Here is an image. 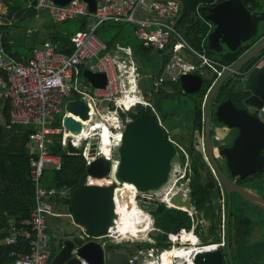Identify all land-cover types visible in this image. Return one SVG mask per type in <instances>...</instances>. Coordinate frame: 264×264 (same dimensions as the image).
Instances as JSON below:
<instances>
[{
	"label": "built area",
	"instance_id": "2783aa9c",
	"mask_svg": "<svg viewBox=\"0 0 264 264\" xmlns=\"http://www.w3.org/2000/svg\"><path fill=\"white\" fill-rule=\"evenodd\" d=\"M32 1L37 11L47 13L56 24L83 17L86 25L85 30L77 31L70 37L74 49L70 55L58 52L55 44L44 41L32 49L30 59L25 62L10 56L0 37V101L9 103L11 125H22L30 129L28 142L31 149L27 152V157L29 178L34 187L33 206L28 219L17 225L11 223L2 241L5 246L16 247L20 240H25L28 242L29 252L20 253L13 249L8 256L14 258V264H50L52 251L47 222L49 218L61 216L69 217L71 223L79 230L80 234L75 237L79 243L74 251L76 247L89 241H95L103 248H107L109 242L116 245L125 242L141 243L143 241H138V236L117 238L115 235L119 219L116 205L125 209L128 203L137 208L136 202L139 200L145 208L158 202L168 209L187 213L190 226L166 233L168 248L158 247L151 234H157L159 229L154 226L152 215L143 213L149 222L146 241L151 246L148 249L135 246L136 254L129 255L128 264H192L195 253L211 245L201 243L197 234L199 217L195 207H176L169 202L178 190H182L183 199H188L187 190L183 186H176L183 177L176 172V166L169 173L166 184L152 192L138 191L132 185L119 184L114 178L118 163L116 148L125 124L131 120L128 116L122 119L120 114H127L136 104L147 106L148 103L133 99L138 94L134 64L131 62L127 66L124 62L121 63L123 68L130 71L125 77L126 80H123L120 69L114 66V59L108 53L107 45L97 37L95 30L100 23L107 21L130 24L134 37L143 47L166 52L168 62L164 71L171 80L196 69V65L190 61V55L216 77L220 76L227 66L207 56L203 47L204 39L201 42V51L195 50L186 42L178 27L183 11L179 0H95L93 13L89 11L84 0H71L63 6L56 5L51 0ZM124 53L129 57L132 55L130 48L124 49ZM89 59L96 60L94 65H89V70L104 73L106 84L103 88H92L91 92H84L78 88L77 78L80 65ZM257 64L254 63L247 71ZM75 99L83 100L89 107V119L84 122L87 128L78 135L71 134L62 126L64 115L80 120L66 111L67 103ZM94 119L97 121L90 123ZM104 130L108 132L106 145L103 142ZM55 136L60 138V143L64 146L70 144L79 148L83 145L81 156L87 167L98 157L109 161V171L103 178L92 179L87 176L85 181L88 185L116 184L113 200L117 219L106 234L90 236L86 234L83 226L74 220L71 213L62 215L56 211L54 200L68 197L69 191L47 189L41 185V178L47 167L55 170L61 167L60 157L48 151L52 137ZM92 139H96V147L94 154L90 155ZM103 145L108 147V155L103 152ZM162 189L164 192L159 194ZM138 210L142 212L139 208ZM220 233L223 235V217ZM80 263L88 264L83 259H80Z\"/></svg>",
	"mask_w": 264,
	"mask_h": 264
},
{
	"label": "water",
	"instance_id": "95a60500",
	"mask_svg": "<svg viewBox=\"0 0 264 264\" xmlns=\"http://www.w3.org/2000/svg\"><path fill=\"white\" fill-rule=\"evenodd\" d=\"M54 4L63 6L71 0H51ZM88 4L91 13L95 11V0H84ZM195 22L202 20L208 31L204 36L203 47L213 54H222L224 51L237 52L240 48L248 46L259 34V24L264 21V11L259 5L253 8L251 4H245L243 0H214L209 4H200L194 14ZM38 31L31 32V39L35 40ZM264 51V37L248 50L238 61L227 67L224 72L212 82L204 106L207 110L210 100L216 95L221 86L234 77L242 76L239 82L234 83V88H241L242 95L239 100L251 108L263 110L264 108V64L256 66L249 71L240 72L252 59ZM264 58V54L262 56ZM83 78L92 88H103L106 84V76L101 72L83 71ZM206 77L202 74H181L178 78L182 90L188 93L199 92ZM208 81L210 79H207ZM190 86V87H189ZM166 94L165 91H162ZM168 94V93H167ZM227 105L231 106V103ZM226 105H220L216 116L218 120L233 127L239 134L229 153L222 151L226 157L228 168L231 171L233 182H229L218 169L215 160L209 155L211 165L216 169L218 178L226 194L234 192L244 201L264 210V202L251 191L234 185L236 179L245 178L248 174L263 169L264 156L259 152L264 149L258 147L256 155L248 152L251 144L250 136L245 133V127L232 124L223 117L221 110ZM67 113L77 116L75 120L69 115L62 116V126L73 135H78L87 127L85 121L89 119L88 105L81 99L69 101L66 105ZM242 119L248 123H258L257 116L244 114ZM209 124L206 123V138L209 139ZM165 132L151 114L141 113L125 124L121 132L119 145L116 148L118 158L114 178L119 184H129L138 191H156L166 184L171 161L175 156V147L164 139ZM264 138V132L262 133ZM263 142V140H260ZM209 144V142H208ZM96 147V139L90 141L89 154L93 155ZM231 153V154H230ZM257 156V157H255ZM109 171V161L98 157L87 167V176L92 179L103 178ZM116 184L88 185L86 183L72 190L69 197V208L74 220L83 226L86 234L98 236L106 234L109 227L114 225L117 215L114 207L113 193ZM170 203L180 207L190 208L189 199H183L182 190H178L170 198ZM76 238L67 239L63 246L53 257L50 264H81L80 259L88 264H128L129 255L123 252L109 251L95 241H89L78 247ZM75 252V254H73ZM192 264H223L221 252L216 247L199 249L193 258Z\"/></svg>",
	"mask_w": 264,
	"mask_h": 264
},
{
	"label": "flooded vegetation",
	"instance_id": "af4514ba",
	"mask_svg": "<svg viewBox=\"0 0 264 264\" xmlns=\"http://www.w3.org/2000/svg\"><path fill=\"white\" fill-rule=\"evenodd\" d=\"M207 4L210 5L211 3ZM198 21L203 22L200 19ZM178 27L182 29L181 22H179ZM263 27L264 21L259 24V34ZM258 35L246 46L249 47L248 50L262 39L254 42ZM263 54L264 51L250 62L258 63L257 66L262 65ZM135 68L138 100L146 101L148 105L136 104L132 107L134 110L130 111L135 114L138 113V115L141 113L151 114L163 128L165 132L164 139L175 147L174 157L178 155L177 151L182 153L181 157H183V160L180 159L178 164L171 165L170 172L176 166V172L183 175L180 180L182 181L180 186L187 190V196L190 201L189 184L195 175L199 174L205 177L211 191L214 193V202H217L219 207V215L213 218L210 223H207L211 238L200 239L201 243H208L218 248L223 258V264H264V210L250 202L244 201L234 192L229 193V195L226 194L218 178L217 171L211 165L209 158L210 155L215 160L218 169L232 183L231 171L222 151L225 153L230 152L239 132L233 127H227V125L218 120L216 116L217 109L220 105H226L221 110V115L228 122L245 127V133L250 136L251 140L248 148H251L252 151L248 153L256 155L258 147H264V138H262L264 128L258 123L251 124L246 122L242 119V116L244 114L257 116L259 122L264 124V119L260 115V113L264 112V108L263 110H257L246 105L244 100H239L242 90L240 87L234 88L232 85L239 82L242 76L235 75L226 81L225 86H221L216 95L210 100L206 110L204 101L207 97L208 89L198 111L196 102L199 100L202 86L199 92L188 93L181 89L178 79L171 80L164 69L161 73L158 70L151 69L150 72L145 74L143 70L139 72L137 65ZM244 68L240 72H245L243 71ZM191 73L196 72L192 71ZM196 74H202L207 79H211L213 76L207 70ZM207 79L205 81H208ZM168 82L171 85H167ZM162 91H165L166 94ZM228 103H231V106L227 105ZM207 122L210 127V141L206 138ZM260 140H263V142H260ZM178 143H181L184 147L179 146ZM259 155L264 156V149L260 150ZM234 185L251 191L264 202V166L262 170L248 174L245 178L236 179ZM136 211L140 212L138 208H135ZM222 217L223 235L220 233ZM202 224H204V220L200 217L199 231L202 230ZM148 228L149 225L145 229L148 230ZM144 232L137 231L136 235L131 237H137L139 234H144ZM59 240L55 246L57 250L52 252L51 260L67 239L62 238ZM107 249L127 254L126 248L123 247L107 246Z\"/></svg>",
	"mask_w": 264,
	"mask_h": 264
},
{
	"label": "trees",
	"instance_id": "16d2710c",
	"mask_svg": "<svg viewBox=\"0 0 264 264\" xmlns=\"http://www.w3.org/2000/svg\"><path fill=\"white\" fill-rule=\"evenodd\" d=\"M183 5L181 22V33L186 42L195 50L201 51V42L208 31V26L201 21L195 22L194 14L197 7L200 4L212 3L214 0H179ZM245 4H251L253 8L258 7V0H243ZM6 7L5 15L2 16L3 20L13 19V22L9 25L6 22L0 24V37L4 49L7 51L10 45L7 43L6 37L3 32L12 28L18 27L19 24L26 23L36 14L34 3L32 0H0ZM73 22L75 25V32L85 30L86 21L83 17L67 20L62 23L56 24L50 23V26L46 27L49 31L47 33L48 39L51 43L56 45L58 52L70 55L73 52V46L70 42V37L75 33L67 34V30H57V27L64 23ZM13 25V26H12ZM129 28V34L133 36L132 26L128 24H120L113 22L100 23L95 30L97 37L107 45L108 49L114 47L116 44L123 46H130L132 48L133 58L138 66L139 72L143 67H149L153 70H158L159 73L163 71L167 62L168 56L166 52L158 53L151 48H145L138 43L137 40L127 42H121L117 37L122 33L123 28ZM114 29L116 32L113 36H108L107 31ZM264 37V27L261 33L258 35L254 42H257ZM33 41L32 39H30ZM34 43V41H33ZM249 49V47H242L237 52L231 53L224 51L222 54H213L206 51L209 58L214 56V61L223 66H231L238 61ZM32 52V49H30ZM152 58L148 59L149 55ZM165 54V55H164ZM162 56V57H161ZM14 58V57H13ZM213 59V58H212ZM254 64L248 63L243 71H247ZM87 66L79 67V76L82 77V71ZM83 78V77H82ZM216 79V75L213 74L209 81H204L201 92L199 94V100L196 102V108L199 111L203 103L206 92L210 88L212 82ZM85 81V80H84ZM86 82V81H85ZM226 83L222 85L225 86ZM2 103V116L4 124H0V264H14V258L8 256L11 250H16L20 253H28L29 246L25 240H20L16 247L5 246L2 241L7 233L9 225L19 224L22 221L28 219L32 210L34 199V187L29 178V165L28 157L26 153V144L28 143V134L30 129L26 126L11 125L9 123V103L8 101H0ZM138 115L127 112V116L130 119H134ZM122 119L125 118L123 113L120 114ZM53 141L48 147V151L52 155H57L61 160V167L59 170L47 167L41 178V185L47 189L54 188L58 191L67 190L69 196L63 199H55V208L62 205L67 207L69 212V197L73 189L82 185L86 181L87 166L81 156L83 145L79 148L72 147L70 144L62 145L60 138L52 137ZM190 197L191 203L198 212V217H202L204 224H202V230L197 231V234L201 240L211 238L209 235L207 223H210L213 218L219 215V207L217 202H214V193L210 189L209 183L205 177L195 175L190 182ZM150 214L154 219V226L159 229L157 234H151L156 240V246L168 248L166 242V233L175 232L179 228H189V217L187 213L177 210L168 209L163 203L154 202L149 207ZM127 237V236H126ZM140 249H148L151 245L148 242L135 243ZM111 247V246H110Z\"/></svg>",
	"mask_w": 264,
	"mask_h": 264
},
{
	"label": "rangeland",
	"instance_id": "374dc122",
	"mask_svg": "<svg viewBox=\"0 0 264 264\" xmlns=\"http://www.w3.org/2000/svg\"><path fill=\"white\" fill-rule=\"evenodd\" d=\"M258 5H259V9L264 11V0H259L258 1ZM5 12H6V7L3 5V3L0 2V15H2ZM38 12H41V11H38ZM2 16H4V15H2ZM0 21H4L6 23L9 22L8 20H3L2 18L0 19ZM60 26L61 27H57L58 31L67 30L68 31L67 34L75 32V25H74L73 22H69L67 24L64 23V24H62ZM115 32L116 31L114 29H110L109 31H107V34H108V36H113L115 34ZM117 39L120 40L121 42H127L128 40L135 41L133 36H131L129 34V29L128 28H125L124 31L117 37ZM123 52H124V48H123ZM108 53L114 59V61H113L114 66H118V68L120 69L121 77H123V80H126L125 77L128 75V73L130 71H128L126 68H123L122 64L120 62H118L117 60H115V59L123 60L122 59V56H123L122 55V50L120 48L118 49V47H116V48L112 47V48H110ZM189 58H190V61L193 62L196 65V67H195L196 69L193 72L200 73L201 71H206V70L209 71L207 69V67L199 65V62H197L191 55L189 56ZM124 59L126 61H128L127 58L124 57ZM210 59L214 60V56L211 57ZM86 63L90 64V65H94L96 63V60L95 59H89V60H86ZM262 63L264 64V59H263ZM150 71H151V69L149 70V72ZM165 76H167V75H165ZM168 79H169V77H168ZM168 84L171 85L169 82L167 83V85ZM77 86H78V88L80 90H82L84 92H91V86L88 83H86L81 76H79L77 78ZM132 110H134V109L132 108L131 111ZM123 114L125 116H127L126 113H123ZM260 115L264 119V112L260 113ZM3 121L4 120H3V117H2V114H1V111H0V123H3ZM93 121H97V119L92 120L90 123H92ZM103 142H104V145L108 144V140L106 139V137L104 135H103ZM104 145H103L102 149L106 150L108 147L104 146ZM178 145L179 146H183L181 143H178ZM113 153L115 155V152H113ZM177 154L178 155L176 157H174L172 159V161H171V165L172 166H174L175 164H178L180 159L183 160V157H181L182 153L180 151H177ZM181 183H182V181H179L176 186L179 187V188H182L180 186ZM256 186H258V185H256ZM147 192H152V190L147 191ZM163 192H164V189H162L159 192V194L163 193ZM136 203H137V208H139L142 211V213H147V212L150 213V209H149L150 206L149 205H148V208H145L144 204L141 201L137 200ZM56 211H58L62 215L67 214L69 212L68 208L64 207L62 205H59L56 208ZM47 223H48V234H49V237H50V240H51V251L52 252L57 250V248L55 246L58 243V241H60L59 239H62V238H64V239H73V238L77 237L80 234L79 230L71 223V219L69 217L61 216L59 218H49ZM147 231L148 230H146L144 232V234H139L137 240L138 241H143V243L147 242L146 241L147 236H148V232ZM126 236H130V235H120V236H117V238H125ZM134 244L135 243L125 242V243H121V244H117L116 245V244H113V243L109 242V243H107V246H115L116 248L117 247L126 248L127 254L130 255V256H133V255L136 254V251L134 250V247H135ZM73 254H75V252Z\"/></svg>",
	"mask_w": 264,
	"mask_h": 264
},
{
	"label": "crops",
	"instance_id": "0c3cea01",
	"mask_svg": "<svg viewBox=\"0 0 264 264\" xmlns=\"http://www.w3.org/2000/svg\"><path fill=\"white\" fill-rule=\"evenodd\" d=\"M41 12H38L36 10L35 16L33 18H31L29 21H27L26 23H22L21 25L19 24L18 27H16V28L12 27V28L6 30V32H3V34L6 37L7 43L10 45L9 50H7V53L10 56L14 57L15 59H17L19 61L25 62V61L29 60L30 57H31V50L30 49H33L36 46H40L44 41H49L48 36H47V33L49 31L47 30L46 27L50 26V23H52V20L47 16V13H45V12L41 13ZM2 15H5V13H3ZM2 15H0V19L2 18L1 17ZM8 21L9 22L7 24H9V25L13 22L12 19H10ZM107 22H110V21H107ZM3 23H4V21H0V24H3ZM120 24H127V23H120ZM128 25H130V24H128ZM126 28H128L127 25H126ZM32 31H38V33H39L38 36H37V39H35V40L33 39L34 43H33V41L30 40L31 39L30 35H31ZM123 31H124V28H123L122 32ZM137 42L140 43L138 40H137ZM116 47H118V49L119 48L120 49L130 48L131 52L133 51L130 46H123L121 44H116L114 46V48H116ZM109 50L110 49H108V51ZM153 51H155V50H153ZM155 52H157L158 53L157 55L160 57V55H159L160 53L158 51H155ZM122 55L125 58H127L128 61H126L123 56H122L123 60H121V59L120 60L119 59H115V60H117L120 63L124 62L127 66L132 62L134 64V66L136 67V62H135V60L133 58L134 57L133 53L129 57L122 51ZM150 58H152V56L148 57V59H150ZM263 59H262V62H263ZM82 65L85 66V67L87 66V68L84 69V70H89V65L90 64H87L86 62H84V63L81 64V66ZM150 69L151 68H149L148 66L147 67L144 66L142 70H143V73L147 74ZM83 71H82V77H83ZM86 83H88V82L86 81ZM91 89H92V87H91ZM0 111H1V114H2V103L0 104ZM4 122L5 121H3V123H0V124H4ZM19 126H21V125H19ZM30 149H31V147L29 146V142H28L26 144V153L29 152Z\"/></svg>",
	"mask_w": 264,
	"mask_h": 264
},
{
	"label": "bare ground",
	"instance_id": "6f19581e",
	"mask_svg": "<svg viewBox=\"0 0 264 264\" xmlns=\"http://www.w3.org/2000/svg\"><path fill=\"white\" fill-rule=\"evenodd\" d=\"M103 135L108 137V132L104 130ZM108 140V139H107ZM105 155H108L109 149L107 148L106 150L102 149ZM128 194L126 193V196ZM127 202L129 200L127 199ZM169 202H171L169 200ZM130 203V202H129ZM174 203V202H173ZM172 203V204H173ZM173 206H177L173 204ZM127 208H121L120 206L116 205V211L118 213L119 219L117 220V230L115 232V235L120 236V235H130L134 236L136 235L137 231H146L145 228L148 227V220L146 215L140 212H135V207L131 204L126 205ZM179 257V256H176Z\"/></svg>",
	"mask_w": 264,
	"mask_h": 264
},
{
	"label": "clouds",
	"instance_id": "9594fccd",
	"mask_svg": "<svg viewBox=\"0 0 264 264\" xmlns=\"http://www.w3.org/2000/svg\"><path fill=\"white\" fill-rule=\"evenodd\" d=\"M133 99H138V94H136V95L133 97Z\"/></svg>",
	"mask_w": 264,
	"mask_h": 264
}]
</instances>
